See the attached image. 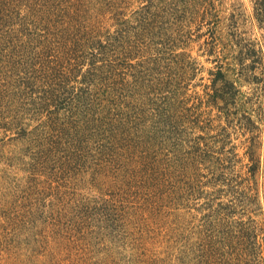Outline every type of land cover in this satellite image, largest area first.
Masks as SVG:
<instances>
[{"label": "rangeland", "instance_id": "1", "mask_svg": "<svg viewBox=\"0 0 264 264\" xmlns=\"http://www.w3.org/2000/svg\"><path fill=\"white\" fill-rule=\"evenodd\" d=\"M161 1L157 4L162 8ZM33 3L32 23L43 26L42 31H35L52 39L44 48V57L40 48L35 49L36 58L32 55L33 62L43 64H0V264H242L236 251L243 242L238 238L241 231L247 233L243 240H252L255 233L264 237V132L263 145H259L261 167L248 180L253 164L247 153L249 137L240 126L220 130L217 112L207 99V104L195 107V94L212 90L219 66L237 79L241 65L236 62L241 59L253 66L248 76L253 74L258 80L241 81V92L244 97L255 95L264 109V62L253 64L251 56L247 60L241 56V49L252 42L264 54V28L255 18L253 0H215L214 17L195 16L184 22L189 43L177 53H186V68L155 64L161 50L171 45L157 30L142 40L139 64H99L104 68L91 71L86 82L73 64H48L52 48L63 42L60 33L53 37L55 31H44L45 25L58 15L55 11L63 3ZM36 6L46 8L45 17L35 15ZM180 19L175 13L170 19L165 17L164 23H169L163 24V32ZM213 36L220 56L209 52ZM179 80L189 84L185 92L192 109H184L179 116L185 114L188 121L199 115L202 123L197 127L192 119L184 125L180 149L167 153L163 166L185 156L189 170L175 180L168 199L162 203L149 200L142 206L132 199L123 175L111 174L104 180L94 177L100 173L92 151L93 131L76 137L80 112L78 107L63 104L67 97L64 82L70 81L67 89L74 93L92 88L91 84L122 81L134 87L135 83L154 86L146 90V99L135 106L136 111L121 114H125L124 121L130 120L129 126L141 128L147 114L155 112V102L167 109V101L158 100L163 99L159 97H163V84ZM141 92L131 90L119 96H130L131 102ZM110 97H116L115 92ZM211 114L214 129L207 124ZM196 141H200V153L191 149ZM123 152L129 154L128 149ZM114 202L125 207L112 218L108 207ZM151 213L154 217L148 219ZM165 213L170 215L161 219Z\"/></svg>", "mask_w": 264, "mask_h": 264}, {"label": "trees", "instance_id": "2", "mask_svg": "<svg viewBox=\"0 0 264 264\" xmlns=\"http://www.w3.org/2000/svg\"><path fill=\"white\" fill-rule=\"evenodd\" d=\"M214 1L162 0L161 8L157 0H55L63 4L55 11L58 15L45 25L44 31H55L53 37L60 33L59 37L63 43L59 48H52L48 64H67V66L73 64L76 66V73H81L86 82V77L91 71L104 68L99 64H139V55L144 50L142 40H145L150 33L159 30V33L167 36V41L171 45L160 49L162 53L157 56L155 64H180L179 67H183L185 63L183 56L186 53H177V51L189 43L186 40L189 38L188 32H184L183 29L184 22L195 16L214 17L216 15H214L216 12ZM253 3L255 18L260 27L264 28V0H253ZM201 6L203 11L199 12ZM22 7L27 11L22 10ZM33 7L35 8L33 0H0V64H43L33 62L32 55L34 54L36 58L35 49L40 48L44 57V48L47 44L48 46L52 44V39H48L50 36L42 32L35 31L37 29L42 31L43 26L37 23L33 25V14L30 12ZM36 7L38 9L35 15L45 17L46 8ZM174 13L180 15L181 19L176 26L173 24L165 29L164 33L163 24L168 26L169 23H164V18L170 19ZM216 39L213 36L209 52L211 55L220 56ZM236 40L237 38L233 37V41L238 45ZM36 44L39 46L37 47ZM241 56L245 60L251 56L253 64L264 62L262 49H257L253 42L248 47L246 45L245 49H241ZM45 59H48V56ZM236 63L241 65L238 72L241 74H238V78H230L226 69L224 71L222 66H219L212 79V90H207L205 95L196 92L195 107L201 106L202 103L207 104V99L209 107L217 112L216 118L219 122L217 126L220 130H228L234 125L244 130L251 141L247 153L249 162L253 163L251 169L254 172L248 170V180H250L254 179L252 173L257 174L261 167L262 154L259 145H263L261 136L264 132V109L256 103L255 95L244 97L245 94L241 92V81L246 83L258 81L255 80L257 76L253 74L248 76L249 72L253 71V66L245 65L241 59ZM85 67L88 69L83 72ZM70 69L69 73H71ZM244 70L247 71L246 75L243 74ZM64 83L67 97L63 98V104L78 107L80 112L78 114L80 119L76 120L74 127L76 137L85 136L90 129L93 131L92 151L93 155H97L96 168L100 173L99 176L94 177L104 180L111 174L123 175V178H127V187L131 188L132 199L142 206L149 200L162 203L168 199L171 195L169 189L176 185L175 180L181 177L182 173L186 174L189 169L185 156H179L177 163L169 160L170 164L167 168L163 166V159H168L167 153L180 149L185 124L193 121L192 119H196L193 125L197 127H201L202 123L199 115L187 121L185 114L181 116L178 114L192 110L188 107L189 97L185 92L189 89V84L182 80L163 84V97L159 96L163 99L158 100H166L167 109H160L155 102L156 108H153L155 112L150 110L153 113L147 114L144 125L140 128L129 126L130 120L124 121L123 117L128 110L136 111L135 106L137 104L141 106L143 98L146 99V90L154 86L135 83V88L131 83L122 81L118 84H91L92 88L74 93L71 89H67L70 81ZM96 87L97 89H93ZM131 90L143 91V93L141 92L142 94L136 99L132 98L131 102H129L130 96H119L120 92ZM114 92L116 97H110ZM95 103L97 105H94ZM122 113L125 114L122 116ZM213 119L211 114L207 123L210 129L215 127ZM185 141L189 146L190 140ZM108 143L113 147L108 148ZM200 145V141H196L191 149L200 153ZM126 149L129 154L123 152ZM119 203L115 206L116 202H114V206L108 207L113 212L112 218H115L118 211L125 207L121 206L124 203ZM131 206L135 209L134 205ZM165 214L161 219L170 215ZM151 217H154V214L151 213L147 218ZM243 235L247 233L242 230L238 238L240 243L243 242L241 247L236 248L237 257L242 258V264H264V237L260 239V234L255 233L252 240H243L241 238Z\"/></svg>", "mask_w": 264, "mask_h": 264}]
</instances>
